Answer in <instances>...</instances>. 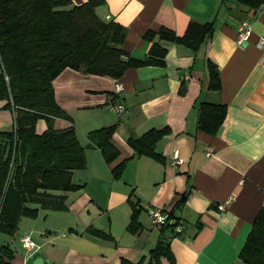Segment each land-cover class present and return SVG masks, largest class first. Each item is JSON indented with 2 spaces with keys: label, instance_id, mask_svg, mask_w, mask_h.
Returning a JSON list of instances; mask_svg holds the SVG:
<instances>
[{
  "label": "crops",
  "instance_id": "0c3cea01",
  "mask_svg": "<svg viewBox=\"0 0 264 264\" xmlns=\"http://www.w3.org/2000/svg\"><path fill=\"white\" fill-rule=\"evenodd\" d=\"M85 1L71 0L73 5ZM96 12L126 28L122 49L136 58L148 52L150 42L143 37L148 30L166 28L180 36L191 21L213 22L214 30L197 52L161 41L167 48L163 65L128 67L119 79L66 68L53 80L55 99L72 118H55L53 126L74 127L85 149L86 167L72 173L80 189L55 192L64 196L66 211L40 210L35 219L21 218L7 240L15 251L11 264H33L37 256L48 264L148 259L159 235L148 211L160 208L168 216L183 195L169 220L177 219L180 230L165 233L171 235L175 264H242L238 253L264 207V48L256 46L264 32V3L251 9L235 0H104ZM244 20L252 32L240 44L238 25ZM209 60L219 70V90L208 88ZM116 102L124 105L123 112L112 108ZM202 102L226 105L216 135L197 128ZM13 121L12 110L0 100V132L11 131ZM110 125L115 126L111 140L120 154L107 164L100 151L88 145L87 133ZM165 127L170 133L156 144L163 163L134 155L127 139ZM45 129V121L38 120L36 132ZM174 149L184 160L180 165L171 163ZM123 159L125 169L115 180L111 167ZM130 193L142 209V227L136 233L126 229ZM229 197L220 211L217 205ZM88 227L112 239L94 236ZM25 234L36 244L34 251L22 247Z\"/></svg>",
  "mask_w": 264,
  "mask_h": 264
},
{
  "label": "trees",
  "instance_id": "16d2710c",
  "mask_svg": "<svg viewBox=\"0 0 264 264\" xmlns=\"http://www.w3.org/2000/svg\"><path fill=\"white\" fill-rule=\"evenodd\" d=\"M235 1L251 9L264 3V0ZM102 4L104 0H86L79 5H73L71 0H0V100L6 101V107L14 115V128L0 132V233L9 237L17 232L23 217L35 219L40 210L66 211L64 196L55 192L81 188L72 182V173L86 167L85 149L73 126L64 129L53 126L55 118L72 121L55 99L53 80L66 68L119 79L128 67L163 65L167 48L161 41L197 52L214 30L213 22L194 21L180 36L166 28L148 30L143 35L150 42L148 52L143 58H136L122 49L126 28L97 14L96 8ZM207 70L208 88L219 90L218 68L209 60ZM184 90L182 85L179 92ZM225 117L226 105L199 103L197 128L216 135ZM40 119L45 121L46 129L37 133L36 123ZM114 130L115 126L110 125L87 133L88 145L97 148L107 164L120 154L111 140ZM169 133L167 127L151 128L137 138L127 139V144L134 155L163 163L156 144ZM126 162L123 159L111 167L113 179L121 178ZM183 198L184 195L166 215L164 225H155L159 227V235L148 259L135 262L121 259L119 264H175L171 235L165 233L180 224L177 219L169 220L181 207ZM128 201L131 214L126 229L136 233L142 227L139 221L142 209L131 193ZM87 232L112 239L110 234L94 227H88ZM14 252L11 242L1 244L0 264H11ZM238 259L242 264H264V207L255 216Z\"/></svg>",
  "mask_w": 264,
  "mask_h": 264
},
{
  "label": "built area",
  "instance_id": "2783aa9c",
  "mask_svg": "<svg viewBox=\"0 0 264 264\" xmlns=\"http://www.w3.org/2000/svg\"><path fill=\"white\" fill-rule=\"evenodd\" d=\"M252 29L251 25L248 21L244 20L240 22L238 25V37H237V42L242 43L244 40H246L249 35L251 34ZM256 46L258 48H264V32H262L257 41H256ZM122 88L119 84H116V90L120 91ZM112 108L117 112L121 113L123 110V106L121 103H114ZM209 154V153H208ZM184 162L183 158L180 156V153L178 149H174L171 154V163L174 165H180ZM232 200V197H229L227 200H225L223 203H219L217 205V208L220 211H223L225 209V205H227L230 201ZM152 224L153 225H164L166 223V215L162 212L160 208H150L148 211ZM176 230H180L179 226H176ZM21 245L23 248H25L28 251H34L37 247L36 244L32 241L29 235L25 234L23 237L20 239Z\"/></svg>",
  "mask_w": 264,
  "mask_h": 264
},
{
  "label": "water",
  "instance_id": "95a60500",
  "mask_svg": "<svg viewBox=\"0 0 264 264\" xmlns=\"http://www.w3.org/2000/svg\"><path fill=\"white\" fill-rule=\"evenodd\" d=\"M33 264H48V261H47V259H44L40 256H37L34 258Z\"/></svg>",
  "mask_w": 264,
  "mask_h": 264
},
{
  "label": "rangeland",
  "instance_id": "374dc122",
  "mask_svg": "<svg viewBox=\"0 0 264 264\" xmlns=\"http://www.w3.org/2000/svg\"><path fill=\"white\" fill-rule=\"evenodd\" d=\"M66 120V119H64ZM69 121V120H68ZM83 128H85V124L83 123ZM30 236V235H29ZM8 239H10L9 236L5 235V234H2L0 233V245L1 244H4ZM33 240V239H32Z\"/></svg>",
  "mask_w": 264,
  "mask_h": 264
}]
</instances>
